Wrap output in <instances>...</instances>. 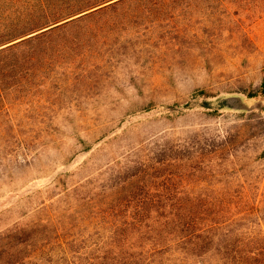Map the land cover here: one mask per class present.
I'll return each instance as SVG.
<instances>
[{
  "label": "rangeland",
  "instance_id": "1",
  "mask_svg": "<svg viewBox=\"0 0 264 264\" xmlns=\"http://www.w3.org/2000/svg\"><path fill=\"white\" fill-rule=\"evenodd\" d=\"M26 1L61 0H0V48ZM140 201L263 240L264 0H120L0 53V264L102 263Z\"/></svg>",
  "mask_w": 264,
  "mask_h": 264
},
{
  "label": "trees",
  "instance_id": "2",
  "mask_svg": "<svg viewBox=\"0 0 264 264\" xmlns=\"http://www.w3.org/2000/svg\"><path fill=\"white\" fill-rule=\"evenodd\" d=\"M118 1H41L35 12L36 3L26 1L28 12L15 19L8 38L26 37L0 48V53ZM123 207L116 210L117 218L110 214V230L114 228V232L107 246L111 250L99 264H264V238L253 242L231 237L240 211L222 218L223 211L214 206L146 207L140 201L133 209Z\"/></svg>",
  "mask_w": 264,
  "mask_h": 264
}]
</instances>
